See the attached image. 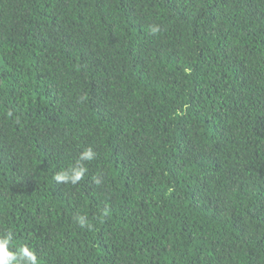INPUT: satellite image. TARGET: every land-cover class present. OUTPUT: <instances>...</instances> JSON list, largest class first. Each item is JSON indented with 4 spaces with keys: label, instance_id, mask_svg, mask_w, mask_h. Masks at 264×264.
Instances as JSON below:
<instances>
[{
    "label": "trees",
    "instance_id": "16d2710c",
    "mask_svg": "<svg viewBox=\"0 0 264 264\" xmlns=\"http://www.w3.org/2000/svg\"><path fill=\"white\" fill-rule=\"evenodd\" d=\"M3 238L7 264H264V0H0Z\"/></svg>",
    "mask_w": 264,
    "mask_h": 264
},
{
    "label": "clouds",
    "instance_id": "9594fccd",
    "mask_svg": "<svg viewBox=\"0 0 264 264\" xmlns=\"http://www.w3.org/2000/svg\"><path fill=\"white\" fill-rule=\"evenodd\" d=\"M159 26L154 25L150 27L151 33L155 34L159 32ZM9 116L12 115L11 112L8 113ZM95 152L92 147H88L84 149L79 156V161H92L95 158ZM87 169L82 166H73L68 170H64L55 174L54 179L57 183H68L71 182L72 184H76L80 180L84 178L85 172ZM94 182L96 184H100L101 180L98 177H94ZM76 220L81 228L84 227H91L86 222L85 216H77ZM8 241L6 238L0 239V264H7L8 259L10 257V253L7 250L6 245ZM19 252H24L28 256V261L24 262V264H37V257L34 252L28 250L27 247H22ZM16 264H20V261L17 260Z\"/></svg>",
    "mask_w": 264,
    "mask_h": 264
}]
</instances>
